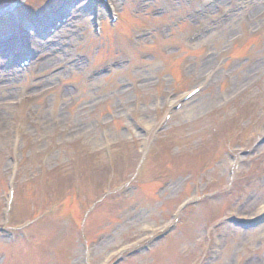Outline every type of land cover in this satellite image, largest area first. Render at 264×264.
Masks as SVG:
<instances>
[{
	"label": "rangeland",
	"instance_id": "374dc122",
	"mask_svg": "<svg viewBox=\"0 0 264 264\" xmlns=\"http://www.w3.org/2000/svg\"><path fill=\"white\" fill-rule=\"evenodd\" d=\"M107 1L0 0V264H264V0Z\"/></svg>",
	"mask_w": 264,
	"mask_h": 264
},
{
	"label": "bare ground",
	"instance_id": "6f19581e",
	"mask_svg": "<svg viewBox=\"0 0 264 264\" xmlns=\"http://www.w3.org/2000/svg\"><path fill=\"white\" fill-rule=\"evenodd\" d=\"M51 17V14H48V15H42L41 17H40V21L39 20H37V19H35L34 20V26H36V27H42V26H45L46 24H49L50 23V18ZM42 22L43 23H45V25H43L42 24ZM9 41H7V43H8ZM13 42V41H12ZM3 43V42H2ZM1 43V44H2ZM0 44V45H1ZM4 45V44H3ZM6 45V44H5ZM18 47L20 48V47H22V45H20L19 43H18ZM1 47V46H0ZM17 47V46H16ZM44 47H46V46H44ZM13 49H16L15 47L13 48ZM7 51V50H6ZM5 52V51H4ZM3 52V53H4ZM30 52V51H29ZM263 214H264V210L260 213V215H261V217H260V221H261V219H263ZM258 222H259V220H258Z\"/></svg>",
	"mask_w": 264,
	"mask_h": 264
}]
</instances>
